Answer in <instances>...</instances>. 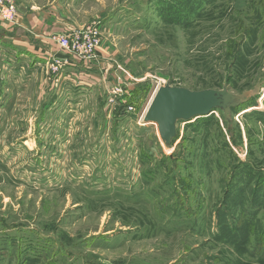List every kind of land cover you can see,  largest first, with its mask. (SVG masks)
<instances>
[{
	"label": "rangeland",
	"instance_id": "obj_1",
	"mask_svg": "<svg viewBox=\"0 0 264 264\" xmlns=\"http://www.w3.org/2000/svg\"><path fill=\"white\" fill-rule=\"evenodd\" d=\"M15 2L97 25L103 59L54 85L46 58L0 55V264H264V0ZM258 82L231 129L178 122L170 151L142 123L159 85Z\"/></svg>",
	"mask_w": 264,
	"mask_h": 264
},
{
	"label": "water",
	"instance_id": "obj_2",
	"mask_svg": "<svg viewBox=\"0 0 264 264\" xmlns=\"http://www.w3.org/2000/svg\"><path fill=\"white\" fill-rule=\"evenodd\" d=\"M262 83L252 89L233 93L226 86L220 89L190 90L166 83L159 86L142 115V123L155 124L165 150L170 151L177 138L178 122L191 121L218 110L228 129L232 128L231 110L249 103L260 95Z\"/></svg>",
	"mask_w": 264,
	"mask_h": 264
},
{
	"label": "crops",
	"instance_id": "obj_3",
	"mask_svg": "<svg viewBox=\"0 0 264 264\" xmlns=\"http://www.w3.org/2000/svg\"><path fill=\"white\" fill-rule=\"evenodd\" d=\"M15 4L18 10L16 23L14 25L0 23V55L14 53L16 57H29L38 61L41 60V62L45 58L49 60L52 55L63 56V53L58 51L57 47L51 41V37L55 34H66L76 31L71 30L70 26H67L71 24L64 21L63 14L58 18L57 8L52 5L45 16L35 12L23 16V10H26L27 6L23 4L18 5L16 2ZM97 53L99 54V58L101 57L103 59L100 52L98 51ZM72 60L75 61V64L79 63L75 58H70L71 63L65 68L76 66L72 63ZM112 75L114 73L111 74L110 72V75L107 77H111ZM59 79L56 85H59ZM53 82L54 79H52Z\"/></svg>",
	"mask_w": 264,
	"mask_h": 264
},
{
	"label": "built area",
	"instance_id": "obj_4",
	"mask_svg": "<svg viewBox=\"0 0 264 264\" xmlns=\"http://www.w3.org/2000/svg\"><path fill=\"white\" fill-rule=\"evenodd\" d=\"M17 15L18 10L14 0H0V23L14 25ZM51 41L57 47L58 51L63 53V56L52 55L46 63L48 77L54 79V82H57L62 69L70 64L71 57L79 62H95L97 58V49L101 45V32L97 25L92 24L74 32L55 34L51 37ZM107 92H109L107 96L108 103L117 107V98L123 95L122 78L120 76L116 75L114 77L112 86ZM125 111L127 113H132L135 111V108L130 105L126 107Z\"/></svg>",
	"mask_w": 264,
	"mask_h": 264
},
{
	"label": "trees",
	"instance_id": "obj_5",
	"mask_svg": "<svg viewBox=\"0 0 264 264\" xmlns=\"http://www.w3.org/2000/svg\"><path fill=\"white\" fill-rule=\"evenodd\" d=\"M221 88H222V87H221ZM205 89H206V88H205ZM219 89H220V88H219ZM251 89H252V88H251ZM190 90H191V89H190ZM201 90H202V89H201ZM254 99H255V98H254ZM254 99H252L251 101H253ZM251 101H250V102H251ZM250 102H249V103H250ZM247 104H248V103H247ZM245 105H246V104H245ZM242 106H244V105H242ZM242 106H240V107H242ZM238 108H239V107H238ZM238 108L232 109V110H231V114H233ZM226 124H227V123H226ZM227 129H228V125H227Z\"/></svg>",
	"mask_w": 264,
	"mask_h": 264
}]
</instances>
